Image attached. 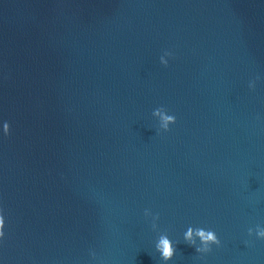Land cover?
I'll list each match as a JSON object with an SVG mask.
<instances>
[{
	"label": "water",
	"instance_id": "95a60500",
	"mask_svg": "<svg viewBox=\"0 0 264 264\" xmlns=\"http://www.w3.org/2000/svg\"><path fill=\"white\" fill-rule=\"evenodd\" d=\"M0 120L3 264H264V0H0Z\"/></svg>",
	"mask_w": 264,
	"mask_h": 264
},
{
	"label": "clouds",
	"instance_id": "9594fccd",
	"mask_svg": "<svg viewBox=\"0 0 264 264\" xmlns=\"http://www.w3.org/2000/svg\"><path fill=\"white\" fill-rule=\"evenodd\" d=\"M172 56V51L164 50V54L160 56V62L167 66L169 64V58ZM249 87L254 89L256 87V81H250ZM153 115L159 118V129L161 130L168 131L171 125L176 123L177 117L163 106L153 109ZM11 128V123L8 120H0V135H10ZM144 215L151 216L152 227L156 229V222L159 220V214L154 213L150 209H145ZM5 226V212L4 208L0 206V241L3 240L5 235ZM247 231L249 236H255L256 238L264 240V225L257 224L255 228L249 227ZM183 238L186 242L195 246L197 253L201 255L211 252L213 245L219 246L221 244V240L216 231L205 227L188 226L183 232ZM155 247L164 261L167 262L174 258L176 253V242L169 235L161 234L156 241ZM0 264H3V262L0 261Z\"/></svg>",
	"mask_w": 264,
	"mask_h": 264
}]
</instances>
